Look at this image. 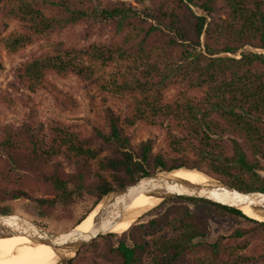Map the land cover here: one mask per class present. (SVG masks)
Returning a JSON list of instances; mask_svg holds the SVG:
<instances>
[{
	"label": "trees",
	"instance_id": "16d2710c",
	"mask_svg": "<svg viewBox=\"0 0 264 264\" xmlns=\"http://www.w3.org/2000/svg\"><path fill=\"white\" fill-rule=\"evenodd\" d=\"M9 21L20 29L3 41L8 53L64 33L70 42L109 35L87 47L60 42L32 57L16 75L30 92L43 89L47 75L94 84L91 67L115 60L137 75L119 87L127 113L104 108L88 136L58 123L47 131L0 126V213H12L6 202L29 200L40 218L72 229L113 190L161 171L199 169L174 155L180 147L228 186L264 192V55L245 51H264V0H0L2 30ZM168 90L174 95L165 102ZM139 122L165 129L170 151L155 150L152 140L134 145ZM163 209L100 237L89 247L99 260L90 264H264V222L202 199L173 197L154 212ZM206 212L238 224L210 242Z\"/></svg>",
	"mask_w": 264,
	"mask_h": 264
},
{
	"label": "rangeland",
	"instance_id": "374dc122",
	"mask_svg": "<svg viewBox=\"0 0 264 264\" xmlns=\"http://www.w3.org/2000/svg\"><path fill=\"white\" fill-rule=\"evenodd\" d=\"M116 1V0H114ZM133 3V0H120ZM200 13L198 10H196ZM20 25L16 21H9L8 27L2 30L0 27V126H11L15 129L21 128L23 125L36 127L39 124L43 126L44 131L54 123H58L67 127L69 130H79L84 135L91 134L92 126L100 123L101 112L104 108L110 107L121 112L123 115L128 111L126 97L128 95L119 91V87L123 83L131 84L135 81L137 73L132 69V65L126 62L113 61L105 66H92L94 70V84H85L77 77L68 75L59 77L57 75H47L43 79V89L36 92H30L17 83L16 75L22 65L34 56H41L46 51L52 49L57 43H67L66 47L72 46L76 48L87 47L89 45L101 43L108 40V33L104 35H93L87 41H80L74 37L71 42L69 34L64 33L60 36H52L47 40H42L33 45L26 46L16 53H8L5 49L3 41L12 33L19 31ZM76 28L74 34L80 31ZM245 51L252 53H262L264 51L245 48ZM88 65V63H86ZM174 95L173 90H168L165 94V102H169ZM167 131L161 129L159 125L150 122H139L131 129L132 143L138 144L141 141L152 140L154 149L169 150L167 142ZM173 137L180 138L178 133H173ZM226 137L225 140H229ZM177 154L188 161L191 165L196 163L198 170L209 177L218 181L214 175L210 173L208 162L201 159L196 153L187 147H180ZM264 169V161H261ZM64 168L67 172L72 167L63 161ZM188 169V168H182ZM264 176V171L261 172ZM223 182V181H222ZM226 184V183H225ZM164 203V202H163ZM163 203H161L158 209ZM99 205V204H98ZM7 207L12 213H17L34 222L39 227L49 233H61L71 230V223L57 222L53 219L40 218L29 200H17L6 202L1 205ZM146 212L136 221L135 224L147 223L165 210H154ZM81 210H77L75 216L80 215ZM209 227L207 240L214 242L220 235L229 236L232 229L238 224L233 221H218L207 212L204 213ZM98 241V239H97ZM92 246V245H91ZM90 246L84 247L79 255L65 264H90L99 257L94 253ZM102 244L99 243V249Z\"/></svg>",
	"mask_w": 264,
	"mask_h": 264
},
{
	"label": "water",
	"instance_id": "95a60500",
	"mask_svg": "<svg viewBox=\"0 0 264 264\" xmlns=\"http://www.w3.org/2000/svg\"><path fill=\"white\" fill-rule=\"evenodd\" d=\"M174 171L176 170L144 176L133 185L111 191L103 199L105 202L87 235H78L74 232L75 228L61 233H49L17 213H0V237L24 235L34 243L49 245L61 256L59 264H65L76 258L84 247L93 245L100 237L112 234L111 231L121 222L126 209L138 193L160 199L161 203L173 197H182L202 199L237 210L240 206H248L256 215L264 218V192H241L202 172L208 182L192 184L176 177ZM159 205L148 209L142 215Z\"/></svg>",
	"mask_w": 264,
	"mask_h": 264
},
{
	"label": "bare ground",
	"instance_id": "6f19581e",
	"mask_svg": "<svg viewBox=\"0 0 264 264\" xmlns=\"http://www.w3.org/2000/svg\"><path fill=\"white\" fill-rule=\"evenodd\" d=\"M174 175L192 184H205L207 177L199 171L179 169ZM106 197V196H105ZM161 200L143 193H138L132 199L120 223L111 231L113 234L121 235L127 232L137 221L142 213L159 205ZM105 200H102L84 220L80 221L74 228L75 233L84 236L93 227L95 218L101 210ZM239 211L246 217L264 222V218L256 215L248 206H240ZM61 256L51 246L34 243L24 235L0 237V264H59Z\"/></svg>",
	"mask_w": 264,
	"mask_h": 264
}]
</instances>
